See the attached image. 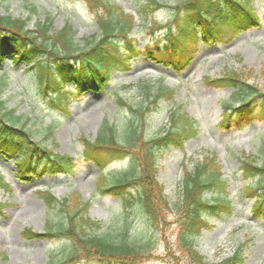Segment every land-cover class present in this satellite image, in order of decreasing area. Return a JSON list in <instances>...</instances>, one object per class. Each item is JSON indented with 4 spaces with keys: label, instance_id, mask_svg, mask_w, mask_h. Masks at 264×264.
<instances>
[{
    "label": "rangeland",
    "instance_id": "374dc122",
    "mask_svg": "<svg viewBox=\"0 0 264 264\" xmlns=\"http://www.w3.org/2000/svg\"><path fill=\"white\" fill-rule=\"evenodd\" d=\"M107 1L134 16L133 34L140 45L153 38L148 22H164L170 14L168 8H161L147 19L139 13L145 0ZM162 1L174 3L176 0ZM251 2L257 12L262 13L264 0ZM102 13L103 10H92L86 0H0V14L26 19L29 29L46 18L53 20L52 31L70 24L72 39L81 47L92 35L100 33L97 15ZM195 37V44H191L192 60L182 66L180 72L136 56L129 69L113 72L106 89L78 94L68 85L56 93L57 103L36 89L33 77L24 72L23 64L13 66L9 60L4 61L0 68L3 107L14 109V122L17 126L25 124L34 140H41L54 152L71 155L76 166L70 174L46 173L29 178L18 175L16 178L13 162L0 157V174L9 187L6 191L0 188V202L6 203L0 215V264H49L66 256L69 249L66 239L22 235L24 228L43 233L48 222L56 224L60 219L58 207L49 208L45 203L44 191L52 194L57 204L66 198L72 203L88 201L87 216L101 223L98 232L126 228L129 241L143 246L145 253L139 258L142 264H193L179 249L176 240L179 227L172 207L158 203L159 224L154 225L136 206L126 209L119 197L96 189L97 182L99 190L113 184L121 170L131 167L129 159L114 161L106 166L105 173H100L98 165L81 156V137L94 139L105 120L125 132L129 130L126 126L129 121L140 125L139 116L121 107L117 98L121 96L138 107L146 106L150 98L146 97L144 85L151 94L160 87L174 91L173 102L161 101L156 110L146 115L145 127L141 128L146 139L167 127L169 112L174 109L186 112L198 128V134L182 148L170 147L157 152L154 159L156 183L152 191L157 192L161 186L169 202L175 204L181 192L183 170L192 169L213 154L228 182L233 209L227 216H207L209 226L195 238V248L207 264L229 258L239 247L244 258L239 264H264V220L253 218V199L242 193L246 182L253 183L255 179L245 180L240 171L245 157L259 164L264 159V121H254L239 131L222 128L219 121L223 103L236 104L237 101H232L230 88L213 87L205 82L208 77L234 71L264 90V19L257 29L252 28L229 42L225 38L216 42L210 35L206 41ZM50 130L52 134L45 137ZM204 196L212 198L217 194L205 193Z\"/></svg>",
    "mask_w": 264,
    "mask_h": 264
},
{
    "label": "trees",
    "instance_id": "16d2710c",
    "mask_svg": "<svg viewBox=\"0 0 264 264\" xmlns=\"http://www.w3.org/2000/svg\"><path fill=\"white\" fill-rule=\"evenodd\" d=\"M86 2L92 10L104 13L97 15L100 33L92 35L82 47L74 43L70 24L52 31L53 20L46 18L29 29L26 19L0 14V65L6 59L12 65L23 63L29 76L34 77L38 91L56 101V92L66 84L73 83L79 91L104 89L115 70L128 69L129 62L139 55L156 64L182 69L192 60V46H187L191 41L195 44L198 30L204 40L210 35L215 40L230 41L243 31L257 28L260 19H264V6L259 14L251 0H176L174 3L145 0L139 11L143 18L148 19L161 8H168L170 14L164 22H148L153 38L140 45L133 34L132 14L107 0ZM205 81L209 86L230 88L232 101H237L236 104L223 103L219 121L222 128L241 129L251 122L264 121V90L234 71ZM144 92L150 99L143 107L117 98L121 107L139 116L140 125L129 121L126 125L129 130L125 132L105 120L94 139L81 137L82 159L94 162L101 170L114 161L129 159L131 167L121 170L114 183L101 191L119 197L126 209L136 206L154 225L159 224L157 204L172 207L179 227L176 236L179 249L193 264H207L195 248V238L209 226L208 215L232 213L228 182L212 154L192 169L183 170L181 192L175 204L169 202L161 186L157 192L152 191L156 183L154 159L157 152L170 147L182 148L188 139L198 134V128L186 112L174 109L169 112L168 126L146 139L141 133L146 115L156 110L161 101L173 102L174 91L160 88L154 94ZM15 118L14 109L6 110L0 100V156L13 159L19 175L39 177L74 171L76 162L71 155L54 152L41 140H34L25 124L16 125ZM51 134L52 130L45 133V137ZM240 171L245 180L255 179L253 183L246 182L242 193L253 199L254 218H264V159L259 164L245 157ZM0 188L8 190L2 176ZM205 193L217 196L206 198ZM45 202L49 208L58 207L60 219L56 224L48 222L43 233L24 228L22 235L69 242L66 256L49 264H142L139 258L145 253L143 246L129 241L126 228L98 232L101 223L87 216L89 202L72 203L66 199L57 204L50 193L46 194ZM5 207L6 203L0 202V215ZM243 260L239 247L231 257L216 264H239Z\"/></svg>",
    "mask_w": 264,
    "mask_h": 264
}]
</instances>
